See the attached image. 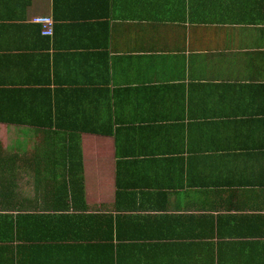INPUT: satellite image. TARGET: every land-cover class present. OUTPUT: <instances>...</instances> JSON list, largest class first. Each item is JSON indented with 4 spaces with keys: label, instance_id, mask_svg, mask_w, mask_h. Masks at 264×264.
<instances>
[{
    "label": "crops",
    "instance_id": "0c3cea01",
    "mask_svg": "<svg viewBox=\"0 0 264 264\" xmlns=\"http://www.w3.org/2000/svg\"><path fill=\"white\" fill-rule=\"evenodd\" d=\"M0 264H264V0H0Z\"/></svg>",
    "mask_w": 264,
    "mask_h": 264
},
{
    "label": "built area",
    "instance_id": "2783aa9c",
    "mask_svg": "<svg viewBox=\"0 0 264 264\" xmlns=\"http://www.w3.org/2000/svg\"><path fill=\"white\" fill-rule=\"evenodd\" d=\"M34 23L41 27L43 37L50 38L54 35L55 23L52 19L39 18V19H36Z\"/></svg>",
    "mask_w": 264,
    "mask_h": 264
}]
</instances>
